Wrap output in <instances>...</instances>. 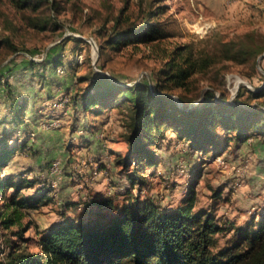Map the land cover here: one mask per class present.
<instances>
[{
    "label": "rangeland",
    "instance_id": "1",
    "mask_svg": "<svg viewBox=\"0 0 264 264\" xmlns=\"http://www.w3.org/2000/svg\"><path fill=\"white\" fill-rule=\"evenodd\" d=\"M151 8L159 10L155 19L169 35L101 48L108 35L145 17ZM251 30L264 34V0H40L20 6L0 0V38L10 37L17 47L0 45V139L9 130V145L27 142L2 175L22 179L21 191L27 195L47 194L44 203L26 210L23 224L30 220V226L21 235L0 224L3 247L9 250L10 236L19 247L38 250L39 231L67 220L96 224L131 204L132 193L171 208L193 188L196 211H213L225 226L217 234L216 250L233 239L232 224L259 220L264 212V135L256 128L215 154L193 148L168 127L151 145L158 154L156 164L142 159L127 166L132 147L129 103L115 97L102 112L97 109L102 105L83 107L89 87L93 92L99 88L94 85L97 72L127 85L156 81L177 47H186L183 56ZM260 56L216 60L195 72L186 87L172 91L177 98L183 95L181 104L192 105L206 89L215 88L217 96L222 91L229 101L256 107L264 117V94H254L264 84ZM237 77L244 81L236 87ZM13 97L19 101L15 110ZM104 198L113 204L100 207ZM3 203L0 195V207Z\"/></svg>",
    "mask_w": 264,
    "mask_h": 264
},
{
    "label": "trees",
    "instance_id": "2",
    "mask_svg": "<svg viewBox=\"0 0 264 264\" xmlns=\"http://www.w3.org/2000/svg\"><path fill=\"white\" fill-rule=\"evenodd\" d=\"M15 1L20 6L40 0ZM158 14L159 10L151 8L145 17L132 20L108 35L101 48L125 41H153L169 35L170 30L155 19ZM121 20L120 15L117 23ZM4 42L17 48L8 36L0 38V45ZM185 48L179 46L171 52L156 81L140 80L127 85L117 77L113 80L97 72L94 85L98 90L93 92L90 86L83 96L86 110L102 105L97 108L102 112L115 97L129 103L128 139L132 147L126 158L127 166L133 161L141 163L142 159L156 164L158 154L151 145L159 142L168 127L185 137L193 148L212 150L215 154L222 153L231 142L247 138L251 128L264 135L263 112L256 107L247 108L238 101H229L222 91L217 96L215 88L206 89L195 104H181L178 98L185 101L183 95L177 98L172 91L186 87L195 72L216 60L239 62L250 57L256 60L262 55L260 61H263L264 34L251 30L238 38H220L210 47L187 51L181 56ZM6 85L11 86L9 82ZM254 94H264V84ZM12 102L11 108L17 109V98L13 97ZM220 129L229 134L224 136ZM8 131L0 139V195L4 198L0 224L3 229L10 228V232L21 235L30 226V220L23 224L26 210L37 208L47 194L38 191L27 195L21 191L22 179L2 175V169L16 151L27 144L23 141L9 145L13 139ZM9 188L13 191L8 197ZM130 196L131 204L123 205L121 211L111 216L101 213L109 217L97 220L96 224L67 220L39 231V249L35 251L19 247L7 236L10 248L7 251L0 242V264H264V212L259 220L232 224L233 239L216 250L217 234L225 226L213 211H196L193 188L171 208H162L150 197L141 199L133 193ZM98 203L102 207L113 204V200L104 198ZM14 226L15 229L11 228Z\"/></svg>",
    "mask_w": 264,
    "mask_h": 264
},
{
    "label": "water",
    "instance_id": "3",
    "mask_svg": "<svg viewBox=\"0 0 264 264\" xmlns=\"http://www.w3.org/2000/svg\"><path fill=\"white\" fill-rule=\"evenodd\" d=\"M93 40V44H94V46H95V48H96V50L99 48V46H98V44H97V42H96V40H94V39H92ZM264 55V54H263ZM262 57V55L260 56V58ZM113 80H115V78L113 77V76H111V75H109Z\"/></svg>",
    "mask_w": 264,
    "mask_h": 264
},
{
    "label": "bare ground",
    "instance_id": "4",
    "mask_svg": "<svg viewBox=\"0 0 264 264\" xmlns=\"http://www.w3.org/2000/svg\"><path fill=\"white\" fill-rule=\"evenodd\" d=\"M244 80L241 78V77H237V80H236V87L241 83L243 82Z\"/></svg>",
    "mask_w": 264,
    "mask_h": 264
}]
</instances>
